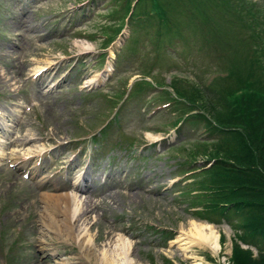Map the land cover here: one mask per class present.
Here are the masks:
<instances>
[{"label":"rangeland","instance_id":"374dc122","mask_svg":"<svg viewBox=\"0 0 264 264\" xmlns=\"http://www.w3.org/2000/svg\"><path fill=\"white\" fill-rule=\"evenodd\" d=\"M249 1L262 3L264 13V0ZM29 3L22 13L13 0H0V94L7 99L6 94H13L15 102L31 107L16 125L21 137H34L21 153L68 140L65 148L54 151L68 153L55 167L68 166L70 173L84 171L92 178L105 175L104 183L95 178L82 193L91 202L87 222L94 248L119 232L131 238V256L144 263L232 264L235 230L224 218L208 221L219 234L215 252L198 244L182 255L170 244L179 230L189 228L190 220L207 223L192 214L190 196L196 192H185L192 176L184 169L194 164L182 155L217 135L193 109L186 111L189 98L177 90L222 84L241 61L226 43L230 30L225 11L213 0H141L132 16L127 10L112 20L115 0ZM118 25L122 28L114 33ZM107 35L113 41L104 48ZM51 60L69 71L70 83L60 91L48 92L43 82L29 77ZM105 68L104 84L81 88L86 78ZM142 71L148 82H137L128 95L125 85L142 77ZM106 126L101 140L90 138ZM86 137L100 143L91 166L72 150ZM201 157L195 167L202 165ZM41 179H22L7 164L0 166V264H91L79 256L76 241L43 225L41 195L71 192L72 187L56 192L57 181L41 185ZM246 238L264 248V239ZM240 244L254 255L258 252L253 242Z\"/></svg>","mask_w":264,"mask_h":264},{"label":"trees","instance_id":"16d2710c","mask_svg":"<svg viewBox=\"0 0 264 264\" xmlns=\"http://www.w3.org/2000/svg\"><path fill=\"white\" fill-rule=\"evenodd\" d=\"M213 1L227 16L226 43L242 59L222 84L177 90L191 103L184 108L193 109L194 116L217 135L194 150L182 151L190 164L199 162V156L203 160L199 167L188 169L194 173L185 192H196L190 196L193 209L202 205L192 211L196 217L214 223L224 218L234 228L232 264H264V248L256 241L251 242L257 255L240 244H251L246 238L251 235L264 239V13L262 3ZM124 2L129 7V0Z\"/></svg>","mask_w":264,"mask_h":264},{"label":"bare ground","instance_id":"6f19581e","mask_svg":"<svg viewBox=\"0 0 264 264\" xmlns=\"http://www.w3.org/2000/svg\"><path fill=\"white\" fill-rule=\"evenodd\" d=\"M79 46L86 49L83 45ZM91 80L94 79H89V81ZM148 136L150 135L148 134ZM30 150L28 149V151ZM86 191L89 189L74 186L71 192H62L56 195L50 192L43 193L40 198L43 203L41 212L43 225L49 226L52 229L51 232H55L57 236L63 235L64 239L71 238L76 241L81 251L79 256L84 257L91 264H149L131 256L132 240L119 232L102 244L100 248H94L95 238L90 234L91 224L89 225L87 222L91 202L87 197V199L82 197V193H86ZM189 225L187 230H179L176 237L170 240V244L176 246L182 255L187 253L192 245L198 244L210 248L213 252L219 249V234L212 224L190 220Z\"/></svg>","mask_w":264,"mask_h":264}]
</instances>
